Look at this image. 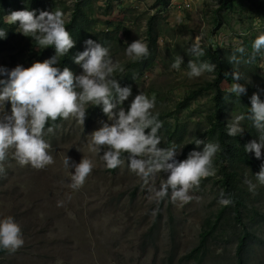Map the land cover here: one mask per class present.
Returning a JSON list of instances; mask_svg holds the SVG:
<instances>
[{"label": "rangeland", "instance_id": "obj_1", "mask_svg": "<svg viewBox=\"0 0 264 264\" xmlns=\"http://www.w3.org/2000/svg\"><path fill=\"white\" fill-rule=\"evenodd\" d=\"M56 2L58 6L53 12L62 11L68 21L75 0ZM221 2L169 0L166 7H158L155 0H86L83 5V11L93 20V30L104 32L113 28L105 24L111 21V14L116 15L119 6L126 9L118 20H113L114 26H124L127 31L126 37L121 31L116 32L124 45L114 53L110 50L114 63L124 69L127 63L135 61L126 55L128 44L138 39L147 44L146 18L156 16L159 34L155 60L145 68L132 67L133 82L127 84L132 88V96L123 106L127 109L139 92L155 97L153 113H158L163 122L158 131L159 147L164 146L167 130L173 134V144L178 148L195 138L217 143L215 135L207 133L208 116L213 108L210 90L192 100L186 108L176 107L191 89L213 78V73L191 79L187 75L190 60L199 63L207 58L189 54L195 36H204L202 43L206 48L219 45L234 50L244 47L242 39L250 34H264V21L248 0H236L229 9H221ZM19 31L18 27L6 38H0V67L11 70L17 65L26 68L33 63L34 58L27 60L30 54L25 45L27 40ZM180 56L183 64L179 70L173 69L171 65ZM247 59L245 55L241 58L238 70L247 81L259 84L264 80V53L252 64L246 63ZM81 73L82 68L76 65L74 74ZM5 107L10 113V102ZM90 107L86 105L84 125L69 118L63 119L52 133L45 130L43 138L51 145L49 154L55 161L46 168L20 166L9 153L3 164L4 171L0 173V219L13 217L21 227L25 243L15 253L5 250L0 254V264H195L181 257L197 245L206 217L223 206L219 203L223 191L215 183L220 177L219 163H214V176L203 179L198 189L190 190L189 195L194 197L191 202L181 207L179 202L173 204L169 198L157 205L149 200L142 181L129 170L127 154H122L125 161L122 166L109 170L101 158L103 151L90 150V134L101 126V121H107L98 111L89 115ZM233 107L235 110L228 111L229 123L240 113L236 105L232 104ZM241 126L246 132L248 126L243 120ZM255 138L259 142V136ZM203 147V144L195 145L194 150L202 151ZM66 155L71 158L69 168L63 164ZM83 157L91 159L95 167L83 186L74 189L71 186L74 164ZM262 163L264 149L261 159L253 163L255 168L242 165L239 169L245 201L258 212L250 219L252 222L243 217L256 238L249 256L252 264H264V185L255 176ZM165 178L163 173L158 174L157 188ZM246 178L256 185L255 192L249 191L244 182ZM157 207L159 211L153 215ZM229 210L226 209L218 231L208 240L202 264L235 261L240 226L234 224Z\"/></svg>", "mask_w": 264, "mask_h": 264}, {"label": "clouds", "instance_id": "obj_2", "mask_svg": "<svg viewBox=\"0 0 264 264\" xmlns=\"http://www.w3.org/2000/svg\"><path fill=\"white\" fill-rule=\"evenodd\" d=\"M9 24H17L19 33L30 37L37 42L39 48L54 46L55 55L43 62H34L30 67L17 65L8 70L0 67V173L4 171L3 164L11 152L12 157L20 166L30 165L42 170L55 161L49 154L51 145L44 140L45 129L49 121L53 126L47 127V132L54 131L55 121L73 118L77 123L84 125L86 105L102 106L107 121H101V126L93 131L90 150L103 151L101 155L106 168L114 170L124 164L122 154H127L128 168L141 181L149 193V200L157 205L170 198L173 204L182 207L191 202L194 197L189 195L190 190L198 189L201 181L216 174L214 157L220 146L217 143L195 138L192 143L197 147L204 145L202 151L193 150L187 159L177 160L182 148L175 144L170 147H159L161 139L158 131L163 126L159 114L153 113L155 97L149 98L138 93L131 100L130 106L125 109L124 102L132 96L131 86L121 87L115 77L117 70L123 71L114 63L108 47L97 41H84L85 50L78 52L74 63L82 68V73L75 75L68 67L63 70L58 66V57L69 54L76 46L66 28V18L62 11L36 10L12 11L7 15ZM7 31L0 29V38H6ZM203 35H197L189 48V54L200 58L205 56ZM253 52L245 61L250 63L257 54L264 51V34H260L252 44ZM239 53L240 56H237ZM228 61L231 64H240L245 48L236 49ZM148 45L141 40L128 44L126 55L133 60H141L149 55ZM183 58L177 57L171 67L179 70ZM188 77L199 78L205 73H214L216 64L202 60L196 63L188 62ZM234 81L242 80V74L236 70L232 73ZM230 94L239 98L247 94L246 87L238 82L231 85ZM228 100L229 96H225ZM10 102V113L6 110V103ZM250 112L247 118L252 121L253 127L260 133L259 142L252 140L245 144L246 153L255 154L261 159L264 149V101L258 93L250 97ZM244 115L235 117L227 125V135L235 137L244 132L241 121ZM147 131L146 130H149ZM79 151V149H77ZM70 157L63 160L66 168L70 167ZM75 173L71 175L74 189L83 186L86 178L91 175L95 165L89 158H82L74 164ZM159 173L166 175L159 188L155 181ZM257 181L264 185V163L260 171L255 174ZM249 191L255 192L256 185L250 179L244 181ZM219 203L228 206L233 203L231 198H223L221 193ZM198 199V198H197ZM159 208L153 210L155 215ZM20 225L13 217L0 219V249L15 253L23 247Z\"/></svg>", "mask_w": 264, "mask_h": 264}, {"label": "trees", "instance_id": "obj_3", "mask_svg": "<svg viewBox=\"0 0 264 264\" xmlns=\"http://www.w3.org/2000/svg\"><path fill=\"white\" fill-rule=\"evenodd\" d=\"M236 0H222L220 4L221 9H229L234 6ZM86 0H75L74 6L72 8L70 19L66 21V28L70 32L72 38L76 41V46L70 50L69 54L65 56L58 57L60 63L58 66L63 70L64 67H68L70 70L75 71L77 64L74 63V57L78 52L85 50L84 41L87 39H92L97 41L102 46L108 47L112 53H114L120 45H124L123 39L119 36L117 31H121L126 37L127 31L124 26H114L113 20H118L119 17L123 15L126 11L124 7L119 6L118 13L116 15L111 14V21H106L105 24L113 27L110 31H94L93 20H90L89 15L83 11V5ZM169 0H155V5L158 7H166ZM259 14V16L264 21V1L262 0H248ZM61 3V2H60ZM58 6L56 0H0V29L7 31V34L14 32L18 28L17 24H9L7 22V15L12 11L18 10H36L37 15L39 11H54ZM65 8V7H64ZM112 9V5H111ZM110 14V13H109ZM156 16H148L146 18V39L149 48V55L141 60H135L134 62L127 63V68L123 71L117 70L114 74L118 79L121 87L128 86L133 82L132 67L138 65L139 68H145L149 64L153 63L156 54V39L159 34L158 26H156ZM120 23V22H119ZM123 25V23H120ZM25 41L27 40L26 47L29 50V56L27 60L34 58V62H43L45 59L51 58L55 55L54 46H49L47 48H39L37 42L30 38L24 36ZM257 38V35L250 34L249 37L242 39V44L244 45L246 51L245 56L249 57L253 52L252 44ZM118 43V44H117ZM212 44H215L212 42ZM219 46V45H218ZM204 47L206 61L216 64V70L213 73V78L209 81H205L202 85L197 88L191 89L185 97L176 104L178 109H183L188 106V104L199 97L202 93L206 91H211V99L213 102V108L208 116L209 127L207 128V133L209 135H215L217 144L220 146V151L217 152L214 158V163H219V174L220 177L215 181L223 191L225 198H231L233 203L228 206H222L217 213L206 217L203 222V227L199 232V239L196 246H194L189 252L181 257V260L189 261L192 260L195 264H202L207 252L208 240L212 238L213 234L218 231L220 227V221L225 217L226 209H230L229 213L231 219H233L235 225L240 226V231L237 235V244L235 248V261L225 264H252L249 262V256L252 250V245L255 241V233L250 227L243 222V217L247 219H252L255 215H258L257 210L253 206H249L246 203V195L242 191L241 185V174L239 169L242 165L255 168L254 161L256 160L255 154L246 153L244 146L255 137L260 136V133L253 127L252 121L247 118L250 112V97L253 93H258L260 99L264 101V80L262 79L259 84L251 83L245 78L239 81H234L232 78V73L234 70L238 71L239 64H231L228 59L233 54L236 53L234 50H226L223 47ZM35 48H37L35 50ZM261 54H257L254 61H259ZM238 56V53H236ZM112 56V55H111ZM253 62V61H252ZM252 62H250L252 64ZM33 63H30V67ZM27 68V67H26ZM235 82L243 84L247 89L246 95H241L239 98L235 97L234 94L229 93L231 85ZM230 85V87H229ZM229 87V88H227ZM229 96L226 100L225 96ZM232 104L238 107L239 116L244 115L245 119L243 122L248 126L246 132L240 135L231 137L227 135V125H228V111L235 108H231ZM98 111L102 116H105L102 111V106H92L88 109L89 115ZM63 119H58L55 121L54 128ZM53 126V122L49 121L46 126ZM173 145V134L168 130L166 131L165 141L163 148L170 147ZM195 149L194 143H189L183 146L180 155L177 156L178 161L187 159L188 154ZM259 166H257L258 168ZM230 218V217H229ZM251 221V220H250ZM252 222V221H251ZM5 250L0 249V254L4 253Z\"/></svg>", "mask_w": 264, "mask_h": 264}, {"label": "built area", "instance_id": "obj_4", "mask_svg": "<svg viewBox=\"0 0 264 264\" xmlns=\"http://www.w3.org/2000/svg\"><path fill=\"white\" fill-rule=\"evenodd\" d=\"M186 5H188V3H186Z\"/></svg>", "mask_w": 264, "mask_h": 264}]
</instances>
